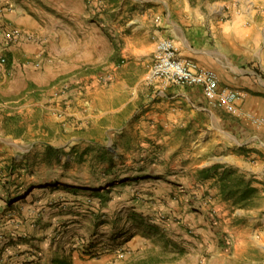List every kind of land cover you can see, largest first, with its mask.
Returning a JSON list of instances; mask_svg holds the SVG:
<instances>
[{"label": "rangeland", "instance_id": "obj_1", "mask_svg": "<svg viewBox=\"0 0 264 264\" xmlns=\"http://www.w3.org/2000/svg\"><path fill=\"white\" fill-rule=\"evenodd\" d=\"M83 1L93 26L116 23L122 14L120 21H126L137 11L130 8L132 0ZM190 1L206 13L208 2L226 3L223 19L235 20L234 36L220 33L218 43L233 55L243 81H264V0H258L255 10L242 8L240 0ZM122 5L125 13L120 12ZM125 27V38L112 30L111 43L101 44L92 56L19 55L11 47L20 40L0 39V143L13 139L20 145L0 149V195L15 202L28 193L36 200L47 194L45 206L61 210L60 234L83 222L93 232L74 240L72 251L82 248L83 254L96 256L93 236L112 229L110 247L116 245L112 249L120 264H159L154 247L135 259L125 243L142 233L161 246L157 234L163 226H168V254L176 253L177 242L201 240L202 227L216 230L217 237L207 235L227 254L229 264H264V250L257 246L264 244V186L256 173L222 158L226 150L235 155L244 151L230 144L235 140L230 132L240 135L238 141L257 133L264 138V118L242 112L244 92L231 87L240 95L236 112L214 105L196 84H175L190 100H178L172 110L168 85L150 75L157 48L144 74L126 66V58L149 50V40ZM27 73L35 81L27 82ZM169 111L178 118L168 119ZM150 113H157L158 120ZM151 127L157 131L149 133ZM226 167L238 170L257 189L253 205L240 207L222 193L215 182ZM172 179L182 185L170 184ZM123 228L130 235L117 243L120 234H115ZM188 251L182 245L179 252ZM177 261L168 257L169 263Z\"/></svg>", "mask_w": 264, "mask_h": 264}, {"label": "crops", "instance_id": "obj_2", "mask_svg": "<svg viewBox=\"0 0 264 264\" xmlns=\"http://www.w3.org/2000/svg\"><path fill=\"white\" fill-rule=\"evenodd\" d=\"M132 1L130 8L137 11L131 18L120 21L124 17L122 14L116 23L102 21L100 25L93 26L87 20L89 12L83 0H0V37L8 29L19 28L24 34L23 38L11 47V50L19 55L47 54L48 58H51L69 54L80 56L84 52L87 56H92L98 53L101 44L108 46L111 43L112 37L110 38L108 34L112 33V30L113 35L123 39L125 26L133 27L134 30L145 34L149 40V50L139 53L136 58L133 56L126 58V66L131 71L144 74L147 62L152 58L158 42L162 39H172L176 42L181 59L191 60L214 70L220 86L243 90L245 99L239 105L242 112L252 111L264 118V81L260 80L257 84L249 80L243 81L245 76L232 59L233 55L218 43L217 35L220 33L234 36L235 20L223 19L225 2H208L210 10L206 13L198 3L190 0ZM240 3L244 9L255 10L258 0H240ZM120 12L125 13L123 5ZM86 21L89 26L86 25ZM108 24L112 25L111 30ZM31 74H26L27 82L35 81ZM141 79L134 90L138 89ZM238 81H243L244 84H239ZM164 83L168 85V105L172 110H177L174 106L178 100H190L182 88L175 89L174 86L177 85L165 80ZM150 114L158 120L157 113ZM172 117L177 119L178 115L169 111L168 119ZM156 131L155 127L148 130L149 133ZM229 135L235 138L230 144L241 146L244 151L240 155H235L232 150H226L222 158L256 173L258 184L264 186L262 135L257 133L252 138H245L244 141L240 139L238 141L240 135H233V132ZM3 147L10 150L20 148V145L10 139L0 143L1 150ZM169 183L182 185L176 179L170 180ZM30 194L14 198L15 202H7V198L0 195V264H53L55 259L64 258L68 259L70 264H120L116 250L112 249L116 245L110 247L112 229L97 230L93 236L91 249L96 256L83 254L82 248L72 251V247H76L74 242H77L79 237L88 236L93 231L88 230L82 222L69 225L68 229L60 234L57 225L60 223L61 210L45 206L46 201L50 199L47 194H42L43 198L40 200H36L38 197L35 195L36 201ZM24 199L26 200L22 202ZM31 201L33 204H30ZM13 203L15 206H10ZM72 213L75 217V210L71 211V216ZM198 230L202 234L201 240L177 242V248H174L176 253L171 254H168V248H171V244L168 243V226H163L157 234L161 239L159 244L161 246H154L142 236V233H135L129 237L130 233L125 228L115 234H120L115 241L118 243L119 239L129 237L125 247L135 259L144 250L154 247L159 264H172L168 262V257L180 260L173 264H229L227 254L220 249L215 239H210L207 235L211 233L213 238L217 237L216 230L209 228L207 231L202 227ZM70 239L72 245H66ZM182 245H187L192 251L181 254L179 251ZM257 246L264 250V244L257 243ZM185 257L190 263L185 261Z\"/></svg>", "mask_w": 264, "mask_h": 264}, {"label": "built area", "instance_id": "obj_3", "mask_svg": "<svg viewBox=\"0 0 264 264\" xmlns=\"http://www.w3.org/2000/svg\"><path fill=\"white\" fill-rule=\"evenodd\" d=\"M19 28L8 29L1 40L14 43L23 38ZM5 62V58H1ZM154 78H162L174 84H196L201 86L205 96L214 105L230 112H236V102L240 95L237 91L221 87L217 73L207 67L200 66L191 60L179 58L178 49L172 39H162L157 44L155 61L150 69ZM257 121H262L257 119Z\"/></svg>", "mask_w": 264, "mask_h": 264}, {"label": "trees", "instance_id": "obj_4", "mask_svg": "<svg viewBox=\"0 0 264 264\" xmlns=\"http://www.w3.org/2000/svg\"><path fill=\"white\" fill-rule=\"evenodd\" d=\"M217 168V166H212ZM216 184L226 196L233 198L234 204L240 207L251 206L254 204V195L257 189L251 186L250 181L245 180L244 175L233 167H226L222 172L217 174ZM53 264H70L66 258L55 259Z\"/></svg>", "mask_w": 264, "mask_h": 264}]
</instances>
